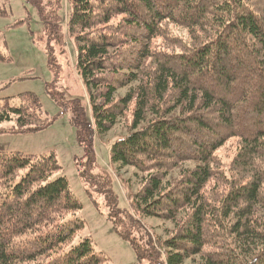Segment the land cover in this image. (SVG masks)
Returning a JSON list of instances; mask_svg holds the SVG:
<instances>
[{"label":"trees","instance_id":"16d2710c","mask_svg":"<svg viewBox=\"0 0 264 264\" xmlns=\"http://www.w3.org/2000/svg\"><path fill=\"white\" fill-rule=\"evenodd\" d=\"M30 1L51 59L55 48L66 53V35L77 43L90 109L70 101L86 151L81 175L90 196L104 195L113 229L138 259L264 264V0H67V18L63 0ZM172 27L188 40L171 37ZM128 114L131 132L113 143L111 161L148 175L123 210L114 177L96 172L94 140ZM8 121L18 133L51 123L34 93L0 100V124ZM230 142L236 152L224 169L217 151ZM188 160L198 164L184 168ZM61 170L54 153L0 151V264H108L90 237L75 243L83 206L66 176L54 178ZM142 217L175 229L153 238Z\"/></svg>","mask_w":264,"mask_h":264},{"label":"rangeland","instance_id":"374dc122","mask_svg":"<svg viewBox=\"0 0 264 264\" xmlns=\"http://www.w3.org/2000/svg\"><path fill=\"white\" fill-rule=\"evenodd\" d=\"M66 1L63 0L60 11L64 18H67L70 11V5ZM0 7V51L7 58L0 60V100L34 93L40 100L42 111L51 120L44 129L20 133L8 131L16 126L15 121L0 124V151L37 156L54 153L62 166V170L54 174V178L66 176L73 194L83 206L79 216L85 220L86 227L75 243L83 237H90L96 250L104 253L108 264H150L148 258L139 260L133 247L113 229L108 218L110 207L104 195L93 193V197L90 196L81 175V171L88 166L86 151L77 139V127L72 122L75 113L70 101H80L87 115H90V109L87 90L75 67V39L66 35V53L61 54V49L55 48L51 59L47 44L40 38L43 27L35 5L30 0H0ZM170 33L171 37L181 36L188 40V33H182L179 27H172ZM156 45L169 50L168 41L164 38L157 39ZM123 93L124 90L121 94ZM63 101L67 108L60 103ZM131 122V114H128L126 119L117 123L107 134L96 136L94 140L99 165L96 172L105 170L114 177L113 193L119 208L123 210L130 208L133 194H138L148 175V172L132 166L118 168L111 161L113 143L131 132ZM217 152L224 169H227L234 158L236 146L230 142ZM195 164L198 162L188 160L183 166L191 168ZM169 174L168 179L174 183L181 175V168ZM142 223L153 238L165 239L175 229L173 221L159 217H142ZM198 262L197 258L186 264Z\"/></svg>","mask_w":264,"mask_h":264}]
</instances>
